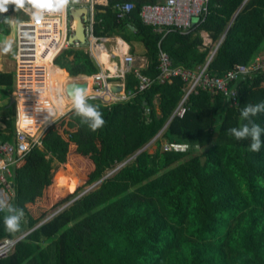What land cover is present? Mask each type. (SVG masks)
<instances>
[{
  "label": "trees",
  "instance_id": "trees-1",
  "mask_svg": "<svg viewBox=\"0 0 264 264\" xmlns=\"http://www.w3.org/2000/svg\"><path fill=\"white\" fill-rule=\"evenodd\" d=\"M107 1L97 4L94 35L141 43L147 65L140 72L151 78L158 75L159 48L172 67L202 66L209 48L202 45L201 32L214 43L224 37L209 64L211 74L223 75L264 52V0H209L204 21L185 33H158L142 22V6L163 0ZM116 3L132 5L123 20L117 19ZM11 12L0 22L2 35L11 33ZM52 58L46 60L52 101L56 94L62 97L67 74L101 71L81 47H68L54 59L65 75L51 66ZM106 66L113 67L109 62ZM133 71L124 75L126 90L137 86ZM91 82L88 78L86 94ZM184 87L178 78L154 80L127 102L107 106L88 101L105 120L93 133L73 110L50 125L41 147L15 168L10 205L23 209L21 224L27 220L28 231L0 264H264V143L252 152L250 138L227 134L249 123L240 119L243 107L264 102V73L233 84L236 106L230 107L222 94L200 91L188 99L184 117L170 120ZM14 90L15 73L0 70V142H14ZM64 101L63 109L71 104ZM251 122L264 128V113ZM73 130L78 131L76 139ZM151 143L153 153L145 149ZM164 144H186L188 150L164 153ZM85 180L87 186L101 181L38 226L46 213L71 200ZM5 214H0V241L23 236L21 228L15 233L5 229Z\"/></svg>",
  "mask_w": 264,
  "mask_h": 264
},
{
  "label": "built area",
  "instance_id": "built-area-1",
  "mask_svg": "<svg viewBox=\"0 0 264 264\" xmlns=\"http://www.w3.org/2000/svg\"><path fill=\"white\" fill-rule=\"evenodd\" d=\"M99 1L72 0L65 12L60 14L45 13L44 18L39 22L32 19V13L28 6L25 9L18 8V11L26 18L19 20L17 23L13 22L11 25L14 28V41L17 46L14 58L15 90L13 92L17 107L16 131L14 142H0V200L6 201L9 205L15 197L14 171L18 163L34 150L37 145H40L42 136L50 125L55 124L72 111L70 104L64 115L48 118V109L55 106L50 97L46 60L53 54L50 64L55 68L54 59L63 50L70 47L67 38L72 34L73 27L68 13L70 9L76 8L74 5L79 3V6H85L87 9L84 21L87 45L85 51L91 55L93 52L104 50L103 43L106 37L94 35V25L97 22L96 8L97 4H100ZM208 1L163 0L157 4H146L141 8L140 18L144 24L151 26L158 33L170 30H179L181 33H185L198 27L204 21L207 15ZM115 9L117 11V19L123 20L133 8L130 4L116 3ZM223 38H220L215 43L210 41L207 44L209 54L205 63L195 70L172 67L169 55L159 48L158 75L155 78L142 74L140 72L142 66H135L136 58L131 54L125 53L122 57V66L113 75L116 79H120V82L112 85L110 81L112 76L104 72L89 76L92 80L91 93L87 94L89 101H101L107 106L127 102L137 92L147 90L154 80L159 83H170L173 78H178L185 84V87L182 89V97L174 108L170 120L184 117L187 111L186 103L188 99L191 96H197L200 91L208 92L212 96L222 94L230 107L236 106L237 90L233 87V84L240 80L250 79L258 73H264V55L256 56L247 65L237 64L223 75L211 74L208 67ZM133 69L137 79V86L135 89L126 90L124 75ZM87 78L88 76L83 75L76 77L67 75L66 84L87 83ZM65 89L66 85L62 97L70 101ZM57 97L58 94H56ZM24 113L32 119V123H20L21 115ZM176 146L164 144L163 152L182 153L188 150V147L181 148ZM61 210L39 223L38 226L50 220ZM3 212L4 210H0V214ZM26 236L27 234L0 241V258L13 253L17 244Z\"/></svg>",
  "mask_w": 264,
  "mask_h": 264
},
{
  "label": "clouds",
  "instance_id": "clouds-1",
  "mask_svg": "<svg viewBox=\"0 0 264 264\" xmlns=\"http://www.w3.org/2000/svg\"><path fill=\"white\" fill-rule=\"evenodd\" d=\"M7 2L8 0H0V11L6 10L3 8V4ZM13 2L20 9H25L26 6H28L32 13V19L39 22L44 18L45 13L60 14L65 12L72 0H13ZM84 46L86 47L84 48ZM84 46L77 47H81L86 50L87 45L85 44ZM72 47H76V45ZM11 51L12 42L10 40L5 41L3 45L0 46V52L4 54H8ZM69 99L71 102V109L74 114L80 117L81 123L86 124L92 132H95L104 126L105 120L102 112L97 106L88 102L89 97L84 90L79 87H72ZM53 102L55 107L48 109V118L57 115H64V98H54ZM260 113H264V102H260L255 105H246L241 109L240 119L242 121H249V123H242L240 126L232 127L227 131V134L234 137L236 140H246L250 138V150L252 152H259L262 147V143H264L261 139L262 134H264V128H261L258 124L251 122V118ZM32 122V119L25 113L21 115L20 123L27 124ZM176 147L187 148L188 145H177ZM0 210H4L6 213L3 219L5 229L10 233L18 232L21 227V221L25 215L23 209L11 206L6 201L0 200Z\"/></svg>",
  "mask_w": 264,
  "mask_h": 264
},
{
  "label": "crops",
  "instance_id": "crops-1",
  "mask_svg": "<svg viewBox=\"0 0 264 264\" xmlns=\"http://www.w3.org/2000/svg\"><path fill=\"white\" fill-rule=\"evenodd\" d=\"M107 0H100L99 3L100 4H104L106 5L107 4ZM162 1H159L158 3H161ZM157 4V3H156ZM11 20V19H10ZM15 22L14 19L11 20V25L12 23ZM73 27V26H72ZM74 29V27H73ZM133 28L131 27L130 30H132ZM206 32H201V36H202V39H203V43H204V34ZM119 40H121L123 43H125V49L123 47H120V44H119ZM104 50H101L105 52L104 56L107 55L108 57V62L109 64H111L113 67H108L106 66V64H104L103 60H102V54H99L101 53L100 51L98 52H93L90 56L97 61V63L99 64V66L101 67V71L100 72H104V73H107V74H112V78H110V81L112 83V85L120 82L121 80L120 79H116L115 77H113L114 73L122 66V57L125 53H128V54H131L132 56H134L136 58V63H135V66H142L141 68H144L146 67L147 65V59H146V56H145V50L142 46L141 43H139L138 41H134L132 38L130 40V43H126L123 39L117 37V36H114V37H106V40L104 41ZM109 44V45H107ZM203 45V44H202ZM127 48V49H126ZM103 53V52H102ZM262 55H264V52H260ZM115 56V57H114ZM110 57V58H109ZM100 60V61H99ZM54 68V67H53ZM114 68V71H112ZM54 69H57V70H60L59 68H54ZM62 72V70H60ZM65 71V70H64ZM6 72V71H4ZM10 72H14L13 71H10ZM66 72V71H65ZM63 73V72H62ZM64 74V73H63ZM67 74V72H66ZM65 75V74H64ZM67 76V75H66ZM90 78V77H88ZM87 78V79H88ZM91 79V78H90ZM91 85H92V82H91ZM84 195V193H83ZM82 196V195H80ZM78 196V197H80ZM77 197V198H78ZM75 198V199H77ZM73 199V201L75 200ZM72 201V200H71ZM71 202L69 201L68 204H70Z\"/></svg>",
  "mask_w": 264,
  "mask_h": 264
},
{
  "label": "rangeland",
  "instance_id": "rangeland-1",
  "mask_svg": "<svg viewBox=\"0 0 264 264\" xmlns=\"http://www.w3.org/2000/svg\"><path fill=\"white\" fill-rule=\"evenodd\" d=\"M80 5V3L78 4V5H74V6H76V8H78V6ZM12 12H11V14H10V19L11 20H13L14 19V21L17 23L19 20H23V19H25L26 17L21 13V12H19L18 11V7H17V5H14V6H12ZM10 9V10H11ZM9 10V11H10ZM11 20H10V22H11ZM11 25V24H10ZM10 29H11V33L9 34V35H2V34H0V46H2L3 45V43L5 42V41H11L12 42V51L10 52V53H8V54H4V53H2V52H0V70L1 71H6V72H10V71H13L14 70V63H15V61H14V58H15V54H16V52H17V46L15 45V41H14V28H13V26H10ZM107 45H109V44H107ZM86 46H84V48H85ZM76 48H77V46H76ZM13 99H14V94H13ZM69 105V104H68ZM68 105H66V107L63 109V111L65 112L66 111V109H67V107H68ZM16 106V105H15ZM75 132V133H74ZM77 130H73V135L75 136V139L77 138ZM93 133V132H92ZM82 135H84L83 133H81ZM82 135H80V136H82ZM87 136H89V137H91V139H93V137H92V135L91 134H89V135H87ZM89 137H88V139H89ZM85 138H86V136H85ZM92 143V140H89L88 142H87V144L90 146V144ZM71 147V146H70ZM81 149H83V148H81ZM149 153H153L154 152V150H155V147H154V144H152L151 143V145H148L146 148H145ZM59 164L57 163V162H55V164H54V166L55 167H57ZM89 168L87 169V170H85L84 171V175L86 176V180H87V177H88V175L91 173V171L93 170V165H89L88 166ZM114 171V170H113ZM112 172V171H111ZM109 173V175L110 174H112V173ZM86 180H85V185H84V187L82 188V189H80L78 192H77V194H75V196L74 197H72V199L71 200H73V199H75V198H77L78 196H80V195H83V193L85 194V193H88V192H90V191H92L93 189H96L97 188V186L99 185H96V184H94V185H90V186H87L86 185ZM71 200L69 199L68 201H66L65 203H63V204H61V205H59V206H56L55 208H53L52 210H50L48 213H46L44 216V219L45 220H47L49 217H51L53 214H55L56 212H58L59 210H61V209H63V208H65L67 205H68V202L70 201L71 202ZM31 218L32 219H34V220H36L37 218H39V217H33V216H31ZM26 223H27V220H25V222H22V224H21V226H23V227H20L21 229H22V233H26L27 231H28V227L26 226ZM25 233L23 234V235H25Z\"/></svg>",
  "mask_w": 264,
  "mask_h": 264
},
{
  "label": "water",
  "instance_id": "water-1",
  "mask_svg": "<svg viewBox=\"0 0 264 264\" xmlns=\"http://www.w3.org/2000/svg\"><path fill=\"white\" fill-rule=\"evenodd\" d=\"M14 5H16V4L13 2V0H8L7 3L3 4V8L6 10L0 11V22L3 20V17L6 14H8L9 10ZM86 14H87V9L85 8V6H78V8H74V9L69 10L68 17L72 22H75V27L72 31V34H70L67 38V42H68V45L70 47L75 46V45L84 46L86 44L85 25H84ZM87 85L88 84L86 82L66 84L67 97L69 98L72 87H79L85 91L87 89ZM117 90H119V89H117ZM10 105L11 106L16 105V100L13 99L11 101ZM124 164L125 163H123L119 167L123 166ZM117 168L114 171H116ZM114 171H112L111 173H113ZM108 175H106L105 177H107ZM100 181H98L96 185L100 184Z\"/></svg>",
  "mask_w": 264,
  "mask_h": 264
},
{
  "label": "bare ground",
  "instance_id": "bare-ground-1",
  "mask_svg": "<svg viewBox=\"0 0 264 264\" xmlns=\"http://www.w3.org/2000/svg\"><path fill=\"white\" fill-rule=\"evenodd\" d=\"M72 26L73 27H75V22H72ZM204 33V32H203ZM211 41V37H210V35L209 34H207V33H205L204 34V43H203V46L206 48L208 45V43ZM120 47H123L124 49H125V43H123L122 41H120ZM127 49V48H126ZM101 52V51H100ZM103 52V53H102ZM101 53H99V54H102V56H104V54H105V52L104 51H102ZM115 57V56H114ZM110 58V57H109ZM102 60H103V62H104V64H107L108 63V57H107V55H105L104 57H102ZM100 61V60H99ZM112 71H114V69L112 70ZM112 75V74H111ZM40 147H41V143H40V145H39Z\"/></svg>",
  "mask_w": 264,
  "mask_h": 264
}]
</instances>
